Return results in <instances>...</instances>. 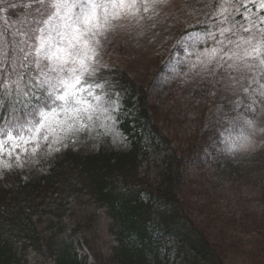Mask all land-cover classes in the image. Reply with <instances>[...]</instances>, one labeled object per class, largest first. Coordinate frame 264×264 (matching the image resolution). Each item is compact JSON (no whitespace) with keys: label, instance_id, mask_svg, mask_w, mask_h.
I'll return each mask as SVG.
<instances>
[{"label":"rangeland","instance_id":"1","mask_svg":"<svg viewBox=\"0 0 264 264\" xmlns=\"http://www.w3.org/2000/svg\"><path fill=\"white\" fill-rule=\"evenodd\" d=\"M221 3L222 0H161L149 5V12L141 9L134 16H126L116 22L114 30L103 44L100 69L120 65L137 83L147 85L153 82L157 93L164 89L166 77H161L159 72L153 80L155 71L163 70L167 58L171 59L166 70L176 76L177 81L174 87L160 93V99L166 96L173 104L168 110L171 113L169 119H172L168 125L159 126L168 139L174 140L171 144L182 150L177 152L181 164L178 201L185 209L186 217L217 247L216 251L224 264H251V257L244 255L243 251L232 252L231 249L236 242L243 248L257 252L264 244V105L259 103L260 97L254 95L251 89L243 91L250 84L252 88L259 89L260 85L253 84L252 78L264 82V77L260 76V70L257 69L242 78L241 73L227 66L216 69L215 63L205 71L198 57L203 53L206 59L208 55L204 48L208 38L204 35L205 27L216 33L217 41L223 40L220 27L233 28L236 21L250 26L248 20L244 19L250 15L247 9L256 13L250 16L251 20H257L258 16H264V8L259 7L261 0H230L224 13L229 22L220 25L219 21L224 16L213 21L212 16L220 8L213 9L212 5ZM258 27L264 28V24H258ZM233 31L235 35L229 32L224 35L241 45V36L250 37V33L243 32L239 24H235ZM252 32L259 38L256 29H252ZM180 34L182 36L176 39ZM197 39L201 42L194 47L185 46ZM230 48L235 50L234 45ZM238 51L243 56V49ZM216 62L223 63L219 56ZM175 65H181V68L177 69ZM177 72L178 75H175ZM229 76L239 81L235 92L225 88ZM202 86L212 89L203 94ZM103 87L96 89L101 96L100 101L89 98L92 108L100 105L96 111L89 109L92 120L85 116L70 130H57L50 145L43 144L55 151L66 140L77 142L82 136L91 138L99 132L110 133L113 142L124 145L116 130L118 116L126 114L121 112V97L116 94L109 100ZM252 99L258 101L255 106L251 103ZM203 103L208 108L200 119ZM248 120L254 121L252 127L245 123ZM241 128L248 136L247 141L240 136ZM207 132L212 134L208 137L207 146L201 152H192L195 151V148L191 150L194 145L202 144L205 139L202 134ZM185 135L197 141L187 151L182 149V146L188 145L184 141ZM27 153L21 154L25 157ZM7 164L8 157L5 156L0 160V165L6 167ZM235 164L241 166L242 170L238 173L232 171ZM82 205L87 212L95 213L96 228L92 236H106L103 212L88 200H82Z\"/></svg>","mask_w":264,"mask_h":264},{"label":"trees","instance_id":"2","mask_svg":"<svg viewBox=\"0 0 264 264\" xmlns=\"http://www.w3.org/2000/svg\"><path fill=\"white\" fill-rule=\"evenodd\" d=\"M102 74L124 90L132 117L121 130L130 149L84 146L57 156L51 168L1 175L0 264H224L178 201L177 158L157 131L160 111L149 103L148 90L122 68ZM148 130L164 151L154 170L143 164ZM86 198L104 210L112 247L92 236L95 215L82 205ZM232 248L251 264H264V244L257 252L236 242Z\"/></svg>","mask_w":264,"mask_h":264},{"label":"snow or ice","instance_id":"3","mask_svg":"<svg viewBox=\"0 0 264 264\" xmlns=\"http://www.w3.org/2000/svg\"><path fill=\"white\" fill-rule=\"evenodd\" d=\"M159 2L161 0H28L25 19L20 22V27L12 31L0 29V108L9 106L5 123L0 125V160L5 156L9 162L13 158L19 160L29 146L35 145L32 147L35 153L42 142L50 145L57 130H70L85 116L92 120L89 98L101 100L96 89L102 85L97 80L102 66L101 49L109 33L114 30L116 22L129 15L134 16L141 9L149 12V5ZM229 3L230 0H222L220 5H212L213 9L220 8L212 16L213 21L224 16L219 21L220 25L229 22L224 15ZM10 7L15 8L16 5ZM259 7L264 8V0ZM247 11L250 15L244 19L250 26L235 22L243 32L250 33L249 38L240 37L243 45L224 35L226 32L235 35V24L233 28L220 27V35L224 39L218 41L215 40V32L204 28L205 37L220 45L219 48L205 49L206 59L203 53L198 57L205 71L215 63L216 69L227 66L241 73L242 78L257 69L264 77V28L258 27V24H264V16L251 20L250 16L256 13L251 9ZM252 29L259 32V38ZM200 42L197 39L185 46L194 47ZM232 45L235 50L230 48ZM240 49H243V56L238 51ZM218 56L223 63L216 62ZM252 83L259 84V89L252 88L250 84L243 91L251 89L260 97L259 103L264 105V82L253 77ZM237 84L239 81L229 76L225 88L235 92ZM33 99L36 103L32 102ZM257 102L252 99L251 103L255 106ZM99 107L98 104L92 111ZM245 123L252 127L254 121ZM240 136L248 140L243 128Z\"/></svg>","mask_w":264,"mask_h":264}]
</instances>
